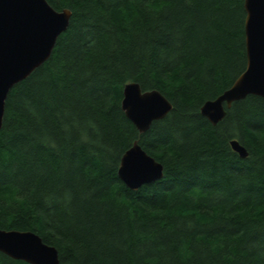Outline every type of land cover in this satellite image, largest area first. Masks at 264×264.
<instances>
[{
    "label": "trees",
    "instance_id": "16d2710c",
    "mask_svg": "<svg viewBox=\"0 0 264 264\" xmlns=\"http://www.w3.org/2000/svg\"><path fill=\"white\" fill-rule=\"evenodd\" d=\"M48 2L72 16L8 94L0 228L38 233L60 264H264V98L216 125L201 113L247 68L245 0ZM130 82L173 105L145 133L122 109ZM135 141L164 176L132 190L118 170Z\"/></svg>",
    "mask_w": 264,
    "mask_h": 264
},
{
    "label": "water",
    "instance_id": "95a60500",
    "mask_svg": "<svg viewBox=\"0 0 264 264\" xmlns=\"http://www.w3.org/2000/svg\"><path fill=\"white\" fill-rule=\"evenodd\" d=\"M245 9L247 68L230 88L201 106L202 115L214 125L233 102L248 95L264 98V0H245ZM71 16L70 9L57 10L48 0H0V129L8 94L51 57ZM172 108L157 89L144 91L138 82L124 87L122 109L141 133ZM231 145L242 158L248 156L238 140ZM118 175L130 189L137 190L162 179L164 166L135 141L123 154ZM0 252L29 264H60L58 249L31 230L0 228Z\"/></svg>",
    "mask_w": 264,
    "mask_h": 264
},
{
    "label": "bare ground",
    "instance_id": "6f19581e",
    "mask_svg": "<svg viewBox=\"0 0 264 264\" xmlns=\"http://www.w3.org/2000/svg\"><path fill=\"white\" fill-rule=\"evenodd\" d=\"M151 90V89H150ZM234 150V149H233Z\"/></svg>",
    "mask_w": 264,
    "mask_h": 264
}]
</instances>
